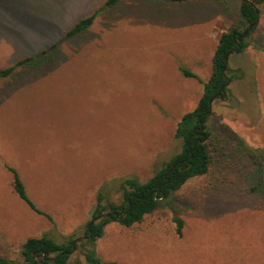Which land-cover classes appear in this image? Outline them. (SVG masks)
I'll use <instances>...</instances> for the list:
<instances>
[{
  "label": "rangeland",
  "instance_id": "obj_1",
  "mask_svg": "<svg viewBox=\"0 0 264 264\" xmlns=\"http://www.w3.org/2000/svg\"><path fill=\"white\" fill-rule=\"evenodd\" d=\"M106 1L0 0V69L55 43L63 60L42 77L18 71L0 79V256L17 264H26L21 248L29 238L83 237L100 192L104 205H121L124 179L145 183L181 152L177 124L203 94L182 70L210 48L203 37L215 25L210 16L229 12L228 0L203 15L205 5L191 2L184 11L165 0H121L102 10ZM95 12L87 33L66 36ZM258 28L251 38L263 49L264 24ZM255 64L245 52L228 62L246 79L233 86L238 105L214 102L209 173L142 223L106 225L96 242L102 261L264 264V63L256 74ZM6 166L54 222L17 197ZM175 217L184 222L181 237ZM89 249L78 242L68 264H87Z\"/></svg>",
  "mask_w": 264,
  "mask_h": 264
},
{
  "label": "trees",
  "instance_id": "obj_2",
  "mask_svg": "<svg viewBox=\"0 0 264 264\" xmlns=\"http://www.w3.org/2000/svg\"><path fill=\"white\" fill-rule=\"evenodd\" d=\"M121 0H107L102 10L115 7ZM180 1V0H174ZM264 0H242L241 16L245 21L242 29H233L223 33L219 39L217 49L213 57L212 74L204 83L203 94L194 110L183 115L175 130V138L182 142L181 152L173 156L161 169H159L147 182L140 183L134 178H126L120 188L124 194V203L117 205L108 203L104 205L105 195L100 192L95 208L91 213L84 236L87 241L79 243L91 245L84 258L87 264H118L102 261L96 252V242L103 238L105 227L111 223H118L126 228H131L144 221L145 217L152 214L158 207L168 200L171 195L180 190L189 180L205 176L212 166L211 141L212 133L209 129V121L213 115V104L216 100L228 98V87L233 80L229 76L227 56L233 53L244 52L251 43V37L257 29L260 20V6ZM98 12L80 19L67 33L68 38H77L87 33L92 27ZM59 51V53H58ZM59 55V56H58ZM60 50L58 44L41 50L39 53L26 56L15 64L0 69V79L12 78L21 71L35 77H42L58 61ZM183 75L199 80V77L187 69H183ZM12 175V189L17 197L23 201L34 213L46 216L54 222L51 216L39 210L29 198L25 185L18 172L6 166ZM176 233L183 235L184 222L175 217ZM74 237L69 238L65 244H58L48 236L41 238H29L21 248V255L26 264H68L73 248L77 249L78 242ZM0 264H17L16 262L0 256Z\"/></svg>",
  "mask_w": 264,
  "mask_h": 264
},
{
  "label": "crops",
  "instance_id": "obj_3",
  "mask_svg": "<svg viewBox=\"0 0 264 264\" xmlns=\"http://www.w3.org/2000/svg\"><path fill=\"white\" fill-rule=\"evenodd\" d=\"M158 1V0H157ZM165 1H170L171 2V6L173 7H179L182 11L186 10L187 5L189 4V2L193 3V4H201V5H205V9L201 10L199 13H201V15L204 14V12L208 9L211 8H215L218 9L219 7V3L217 0H180V1H174V0H165ZM229 4V12L228 14L225 13H221V12H215L213 15H211V20L209 22H215V25L211 28V31H204L203 33V37L205 39H208L211 41V46L208 50L206 51H202L199 53H202L203 55L200 57H197V55L195 56V63H196V67L191 68L190 70L195 73L198 77V79L195 78H188V79H194L195 81L198 82L199 86L203 89L204 88V83H206L212 74V66H213V57L215 54V51L217 49L218 43H219V39L221 37V35L223 33L226 32H230L233 29H241L243 28L242 26H245V21L243 20L240 10H241V5H242V0H228ZM263 4L260 6V20H259V25L257 27H261L262 24H264V18H263V8H262ZM195 25V24H192ZM191 25V26H192ZM239 25H241V28H238ZM258 28V29H259ZM253 38H251V43L250 46L244 51L245 53H247V55H251L252 59L255 61L256 60V64L252 65V69L254 71V73L256 74L258 71V68L260 66H263L264 63V48L262 49V47L260 48H254L253 46ZM190 40H194V38H192V34L190 36ZM186 44H193L192 42H188ZM198 51V50H196ZM242 52V53H244ZM207 54L206 57H204V54ZM198 54V52H197ZM233 54H239V53H233ZM231 54L229 56V61L231 59V56L233 55ZM228 61V62H229ZM207 66V70L206 71L204 69V67ZM229 67V66H228ZM211 68V69H210ZM241 66L239 65H235L233 67V69H229V76H232L233 80L231 81L229 87H228V98L226 99V102L229 103H235V105H238V100H237V96L234 94L233 92V86L235 84H240L241 82H243L246 78H244L243 76V72L241 71ZM206 72V75H204L205 77H203L202 75H200V73ZM236 74V76H235ZM256 82L257 81V76L255 78ZM255 82V83H256ZM256 83V86L253 87L254 90L258 91V85ZM201 98V97H200ZM215 104V103H214ZM213 104V105H214ZM32 211V210H31ZM33 212V211H32ZM34 213V212H33ZM35 215H38L36 213H34ZM38 216H43V215H38Z\"/></svg>",
  "mask_w": 264,
  "mask_h": 264
},
{
  "label": "water",
  "instance_id": "obj_4",
  "mask_svg": "<svg viewBox=\"0 0 264 264\" xmlns=\"http://www.w3.org/2000/svg\"><path fill=\"white\" fill-rule=\"evenodd\" d=\"M226 59L228 60V59H229V56H227ZM90 237H91V235L88 236V237L83 236V237L77 239L76 242H79V241H87V240H89ZM75 250H76V248H75V246H74L72 253H74Z\"/></svg>",
  "mask_w": 264,
  "mask_h": 264
}]
</instances>
